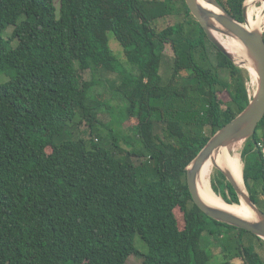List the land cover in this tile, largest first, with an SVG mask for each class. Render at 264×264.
I'll return each instance as SVG.
<instances>
[{
  "label": "trees",
  "instance_id": "obj_1",
  "mask_svg": "<svg viewBox=\"0 0 264 264\" xmlns=\"http://www.w3.org/2000/svg\"><path fill=\"white\" fill-rule=\"evenodd\" d=\"M245 1L219 0L240 21ZM174 13L185 18L156 26ZM1 73L0 264H264L254 243L264 239L208 216L187 183V166L251 97L248 68L209 40L186 0H0ZM260 141L264 117L237 159L256 203ZM205 235L220 243L218 263Z\"/></svg>",
  "mask_w": 264,
  "mask_h": 264
},
{
  "label": "water",
  "instance_id": "obj_2",
  "mask_svg": "<svg viewBox=\"0 0 264 264\" xmlns=\"http://www.w3.org/2000/svg\"><path fill=\"white\" fill-rule=\"evenodd\" d=\"M207 1L214 8L203 5L199 0H186L190 11L203 27L209 40L239 66L248 69L252 66L255 69L258 86L248 105L230 122L217 130L187 166V183L195 203L208 216L220 222L251 231L264 239V211L253 200L248 189L241 188L229 168L218 164L216 161L217 155L223 147L228 148L239 141L252 137L259 122L264 117V30L258 27L251 28L248 25L249 6L247 0L243 7V21L234 17L219 0ZM216 31L239 39L246 49L245 59L238 61L235 55L217 38ZM208 159L215 162L220 172L231 183L240 201L242 198L244 199V202L255 215L253 218L242 216L219 205L209 203L201 196L198 189V177Z\"/></svg>",
  "mask_w": 264,
  "mask_h": 264
},
{
  "label": "bare ground",
  "instance_id": "obj_3",
  "mask_svg": "<svg viewBox=\"0 0 264 264\" xmlns=\"http://www.w3.org/2000/svg\"><path fill=\"white\" fill-rule=\"evenodd\" d=\"M199 1L207 7L214 8L207 0ZM247 20V23L251 28L258 27L264 30V0H252L251 4L248 7ZM215 35L222 42V44L235 55L238 61L245 59L246 49L239 39L218 31L215 32ZM248 70L253 75L254 79L257 80V72L255 71V69L251 66ZM229 153V149L227 147H223L217 155V163L220 165H224L223 160L226 157L230 158V155H228ZM238 157L239 155L231 156L235 168V179L237 180L241 188L245 190L247 188L245 186V182L243 181V172L241 173V169L244 168V165L241 167L240 162L237 160ZM215 166V162H213L212 159H208L199 173L198 189L201 196L209 203L219 205L242 216L253 218L255 215L245 202L244 204L227 203V201L214 190L212 186V173Z\"/></svg>",
  "mask_w": 264,
  "mask_h": 264
},
{
  "label": "rangeland",
  "instance_id": "obj_4",
  "mask_svg": "<svg viewBox=\"0 0 264 264\" xmlns=\"http://www.w3.org/2000/svg\"><path fill=\"white\" fill-rule=\"evenodd\" d=\"M56 2L58 4L59 0H56ZM247 3H248V0H247ZM184 18H185V15L183 13H174V14L159 18L156 21V26L159 29H161V28L166 27L168 25H171V24H174L176 22H179V21L183 20ZM11 31H12V27L9 28L7 34H10ZM14 44H16V42H14ZM110 45H111V48L113 49V51L117 55H119L121 58H124L123 46L117 40V38L115 37V35L113 33H110ZM166 50H167L166 51L167 53L172 55V49H171L170 45L167 46ZM212 53H213L212 56L215 57V52L212 51ZM163 69H164V73L167 75L169 73V70L167 68V64L164 65ZM85 77L86 78H90V73L89 72L85 73ZM7 79H8V77L5 74H3V73L0 74V82H5ZM257 86L255 87V89H257ZM221 97L223 99H225V100L228 99V96H227V94L225 92L221 93ZM118 102H119L118 100L114 101L115 104H117ZM101 117L104 118V120L109 119V115L107 116L106 114H101ZM128 122H125L124 126L128 127V124H132L134 122V119H129ZM83 128H86V126H83ZM245 143H246V140L239 141V142L231 145L230 147H228V149L230 151V153L228 155H230V158H228V157L224 158L225 161L227 160L226 162L223 160V163H224L225 166H228L232 162L231 156H233V155H239L241 160H243L241 153H242V150H243V147H244ZM242 162L244 164V161H242ZM241 163H240V165H241ZM242 172H243V169H241V173ZM231 173L235 177V168L233 170H231ZM239 180H240V176H239ZM221 181H224L226 183V181H228V180L224 179L221 176L219 169L217 168V166H215L214 170H213V173H212V186L214 188V185H215V186H217L220 189L219 190L220 192H218L219 195H221V190H223V189H226V192H228V189L224 185H222ZM243 181H244V176H243ZM245 186H246V184H245ZM246 188H247V186H246ZM228 196H229V192H228ZM227 203H229V202H227ZM239 204H244V199L243 198L241 199V202H239ZM257 205L264 211V202L259 201L257 203ZM180 217H181L182 223H184L183 216L181 215ZM205 236L206 237H204V238L207 241H211V243L209 244L208 247H209V249L212 251V253L214 255L213 256V259H214L213 261H214V263H218L223 258V255L221 254L222 249L220 247V243L213 241L212 236H209V235H205ZM134 243H135L136 248L141 250V252H146L148 250L147 244L144 242V240L141 238V236L139 234L135 235ZM254 243H255L256 250L260 253V255L264 259V243H262L261 241H259L257 239L254 240ZM233 262H235L236 264H242L243 263V261H242L240 256L235 257L233 259ZM125 264H143V258H142L141 255H131L128 258V260L126 261Z\"/></svg>",
  "mask_w": 264,
  "mask_h": 264
},
{
  "label": "built area",
  "instance_id": "obj_5",
  "mask_svg": "<svg viewBox=\"0 0 264 264\" xmlns=\"http://www.w3.org/2000/svg\"><path fill=\"white\" fill-rule=\"evenodd\" d=\"M246 85H247V90H248L249 96L252 97L256 91L255 87L258 85V82H257V80L254 79V77L251 73H250V77L246 81ZM258 146L260 148V152L262 153V155L264 157V141H260L258 143Z\"/></svg>",
  "mask_w": 264,
  "mask_h": 264
}]
</instances>
